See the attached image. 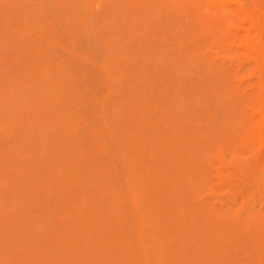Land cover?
Instances as JSON below:
<instances>
[{"label":"rangeland","instance_id":"374dc122","mask_svg":"<svg viewBox=\"0 0 264 264\" xmlns=\"http://www.w3.org/2000/svg\"><path fill=\"white\" fill-rule=\"evenodd\" d=\"M240 9H256L257 27ZM79 12L0 0V217L27 210L31 230L42 233L53 212L41 211L45 195L40 200L36 187L49 180L38 169L51 131L22 93L26 83L16 64L21 47L70 73L80 107L85 100L96 107L98 96V123L88 118L87 124L98 130L128 194L124 168L132 159L120 151L113 104L105 109L108 127L100 106L107 95L104 69L115 72L117 92L130 96L141 125L151 121L172 154H179L174 162L186 208L207 212L197 224L225 232L238 227L211 264H264V136L245 141L247 124L258 120L264 73L240 43L264 30V0H98ZM11 218L7 226L13 230Z\"/></svg>","mask_w":264,"mask_h":264},{"label":"bare ground","instance_id":"6f19581e","mask_svg":"<svg viewBox=\"0 0 264 264\" xmlns=\"http://www.w3.org/2000/svg\"><path fill=\"white\" fill-rule=\"evenodd\" d=\"M92 2L98 0H4L72 7L78 17L79 9ZM240 12L257 27L260 15L256 9ZM258 32L256 37L246 35L240 43L264 73V30ZM19 50L18 78L26 83L22 93L36 105L34 117L45 121L51 131L46 141L49 152L42 156L43 166L38 169L48 173L49 180L45 186L38 181L36 187L40 200L45 195L41 211L49 208L53 212L42 233L31 230L34 220L26 221L23 216L27 210L12 214L13 230L7 226L12 215H2L0 264H211L217 247L227 245L230 232L238 227L229 226L230 232H225L226 227L197 224L207 212L186 208L185 184L174 162L179 154H172L151 121L141 125L130 96L117 92L116 73L104 69L107 95L100 106L108 127L105 109L113 104L122 133L120 151L132 159L126 158L124 168L128 194L100 144L98 130L87 124L88 118L98 123V96L96 107L87 106V100L80 107L83 100L67 70L55 69L49 60L34 59L39 57L36 53ZM258 99V120L247 124L245 131L248 144L264 136V89ZM255 161L258 166L259 159Z\"/></svg>","mask_w":264,"mask_h":264}]
</instances>
